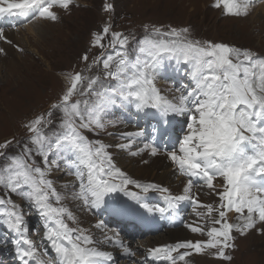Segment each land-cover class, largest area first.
<instances>
[{"label": "snow or ice", "instance_id": "6c2138e0", "mask_svg": "<svg viewBox=\"0 0 264 264\" xmlns=\"http://www.w3.org/2000/svg\"><path fill=\"white\" fill-rule=\"evenodd\" d=\"M257 2L211 0L209 6L222 17L247 19ZM74 5L79 7L76 0H0V20L57 22V9L70 13ZM103 12L109 20L91 33L79 58L83 67L58 74L62 92L21 123L23 140L0 141V248L11 245L16 264H115L109 249L128 258L136 252L104 220L92 225L97 237L77 210L144 221L140 209L175 218L188 204L196 219L185 227L206 239L151 248L133 264H191L193 254L230 262L238 238L264 236V54L194 38L189 27L145 24L142 36L116 31L114 3L105 0ZM4 32L0 26V40L23 51ZM0 55H7L3 48ZM161 80L171 87L161 89ZM126 114L151 121L152 131L137 126L121 132L123 142L114 147L132 156L164 155L183 185L178 194L132 179L108 150L113 145L85 135L115 136L108 129ZM138 139L142 146L130 151ZM57 173L71 179L58 188ZM197 188L212 202H202ZM150 192L159 193L164 205L147 203Z\"/></svg>", "mask_w": 264, "mask_h": 264}, {"label": "rangeland", "instance_id": "374dc122", "mask_svg": "<svg viewBox=\"0 0 264 264\" xmlns=\"http://www.w3.org/2000/svg\"><path fill=\"white\" fill-rule=\"evenodd\" d=\"M104 2L105 0H76L79 7L74 5L70 13L57 9L60 16L57 22L34 21L29 24L23 18L0 20V26L4 27L5 36L13 44L23 49V51H18L12 45L0 40V48H3L7 53L6 56L0 55V141L13 136L18 140H23L25 133L21 128V123L46 110L49 104L57 99L62 92L64 81L58 74L73 68L79 70L80 67H83L79 58L90 47L91 33L99 31L102 25L109 20L108 14L103 12ZM110 2L115 5L111 22L116 31L131 30L137 36H142L145 24L171 25L178 28L189 27L194 38L225 42L264 54V2L261 0H258L247 19L222 17L218 10L209 6L211 0H110ZM6 23L22 24V26L11 30L6 29ZM99 51L100 49H92V54H97ZM164 83L165 81L161 80L158 86L161 89L169 88ZM166 94L171 95V93ZM108 131L115 132L116 135L101 134L96 137L91 133H85V135L90 139H100L105 144L113 145L108 150L113 154L117 166L129 177L141 183L151 182L152 179L147 181L143 179L144 175L140 170V166H143L141 160L147 153L132 156L129 150H118L114 147L117 143L123 142L119 139V133L134 130L120 123L116 129L109 128ZM137 147L140 146L135 142L130 151H135ZM14 150L12 149V151ZM157 156L167 160L165 156ZM168 171L170 177L160 182V185L168 187L174 194H178L183 185L180 179L173 174L171 165L168 167ZM55 175L58 177V188L64 181L71 179L70 176L63 173ZM132 191H138V189L132 188ZM194 192H200L202 202L208 203L214 199L212 196L204 195L198 188L194 189ZM121 199L127 200L123 196ZM128 202L131 204V200ZM146 202L150 205H164L162 197L156 192L148 193ZM93 211L98 213V219L95 214L87 210H77V215L83 226L90 228L99 237V230L92 228V225L98 220H104L108 224L111 219L107 213ZM140 211L147 219L136 221L139 224L138 227L143 226L145 233L139 231L134 219L125 223L128 225L118 222L117 219L112 220L114 226L107 225L108 229L119 231L121 238L131 244L132 250L144 253V248L149 250L186 239H206L205 236L191 233L185 227V223L196 219L191 211L185 222L182 223L184 219L182 218L175 225L172 223L168 225L173 218H170L167 223H161L166 220V216L161 217L158 214L161 221L156 223L153 214L144 212L142 209ZM187 213L188 210H184V212H179L178 216L185 217ZM231 219L233 222L235 221L234 216ZM123 222L127 221L123 220ZM29 223L35 227L36 218L31 217ZM145 223L148 224L143 225ZM178 223H181L180 227H178ZM163 229L167 230L162 232ZM0 235L1 237L4 235L2 229H0ZM236 245V249L229 253L233 257L230 262L197 254H193L188 259L191 264H264V236L253 232L247 237L238 238ZM8 248L11 249V245ZM3 249L6 250V247ZM117 256L122 260L117 259L116 264H133L135 261V259L131 261L130 258L122 256L120 251ZM0 264H6V261L0 262Z\"/></svg>", "mask_w": 264, "mask_h": 264}, {"label": "bare ground", "instance_id": "6f19581e", "mask_svg": "<svg viewBox=\"0 0 264 264\" xmlns=\"http://www.w3.org/2000/svg\"><path fill=\"white\" fill-rule=\"evenodd\" d=\"M144 160L148 161V163H143L141 164L143 166H140V170L143 172L144 175V180L147 181L149 179H152L151 182L161 184L160 182H163L170 177V172L168 171V167L170 166V164L163 157H149L148 155H145L141 161Z\"/></svg>", "mask_w": 264, "mask_h": 264}]
</instances>
